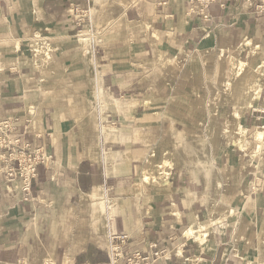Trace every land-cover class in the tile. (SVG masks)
I'll return each instance as SVG.
<instances>
[{
	"label": "crops",
	"instance_id": "obj_1",
	"mask_svg": "<svg viewBox=\"0 0 264 264\" xmlns=\"http://www.w3.org/2000/svg\"><path fill=\"white\" fill-rule=\"evenodd\" d=\"M261 2L214 0L205 17L198 0H0V122L12 120L13 133L50 155L29 194L20 179L4 176L17 162L1 167L0 264H107L106 235L90 223L87 200L99 187L112 200L106 230L126 234L131 254L159 250L150 264H264V89L240 119L249 131L261 129L260 149L254 139L236 144L221 133L215 175L207 165L177 166L159 185L140 177V168L178 127L166 115H146L136 91L145 88L144 72L134 67L257 36ZM88 26L99 89L119 108L101 113L99 123L112 124L101 129L87 99L52 93L60 87L47 60L80 74L79 34ZM38 46L44 56L33 59ZM208 216L212 224L187 236Z\"/></svg>",
	"mask_w": 264,
	"mask_h": 264
},
{
	"label": "rangeland",
	"instance_id": "obj_2",
	"mask_svg": "<svg viewBox=\"0 0 264 264\" xmlns=\"http://www.w3.org/2000/svg\"><path fill=\"white\" fill-rule=\"evenodd\" d=\"M258 30L257 36H252V33L243 36L233 46H228L220 39L206 47V50L200 48L186 56L164 59L161 54L159 62L134 63L135 68L144 72L139 83L145 88L136 91L141 98L144 96L142 102L149 110L146 115H166L168 120L176 123L178 127L173 135L174 141L169 144L165 140L162 141L160 155L157 154L154 162L150 160L156 164L151 165L152 170L148 172L150 178L145 180L143 177L146 182L160 181L159 185L168 184L169 176L164 177L165 174L161 176L157 168V164L165 160H169L166 167L169 175L174 167L186 165L192 167L207 165L210 174L215 175L220 166L218 160L214 158L219 134L224 133L228 136L229 142H234L235 139L237 144L243 142L240 141L238 132L239 126L242 125L241 118H236L235 113L239 108L242 114L251 108L253 86L262 84L264 89V29ZM91 32L92 26H88L79 34L82 49L80 60L85 69H80L81 73L77 76L73 77L68 72L70 69L63 70L59 69L60 67L52 69L53 60L49 57L47 60L48 65H51L49 71L53 73L52 77H55V87H60L59 90L54 89L52 93L56 96L64 93L66 98H75L77 103L79 100L76 99H82L85 103L87 99L94 112L95 125L101 129V125H112L106 123V118L104 123H99L101 113L108 109L119 113V108L115 100L110 102L99 89L91 57ZM85 38H88V42L83 48L81 44ZM34 48L36 52L33 53L36 54L32 55L33 59L42 58L44 56L42 49L39 46ZM242 61L245 65L238 66ZM56 70L59 75L56 74ZM262 93L263 90L260 96ZM220 120H224L221 127ZM115 127L111 130H115ZM103 132L109 136V131ZM254 133L249 131L245 140L254 139ZM257 144V148L260 149L261 143L256 141ZM139 176H143L141 170ZM87 200L93 204L94 216L90 223L98 233L105 234L107 240L109 231L106 230L105 210L107 203L111 205L112 200L101 187L88 194ZM210 214H214L212 210ZM213 221L211 216H208L205 221L206 227Z\"/></svg>",
	"mask_w": 264,
	"mask_h": 264
},
{
	"label": "built area",
	"instance_id": "obj_3",
	"mask_svg": "<svg viewBox=\"0 0 264 264\" xmlns=\"http://www.w3.org/2000/svg\"><path fill=\"white\" fill-rule=\"evenodd\" d=\"M213 1L204 0L202 2V0H198L199 5L195 8L205 13V17H207L208 5ZM259 8H264V0H262ZM13 131L12 120L7 119L0 122V172L2 165L17 162L16 166L12 165L11 168L4 171V176L9 181L20 179L23 191L29 194L38 175V165L49 163L50 155L45 145L32 147V143L26 141L22 134H15ZM126 241V234L117 232L113 228L109 230L106 240L107 264H150L159 256L158 250L155 252V257L144 256L138 252L133 254L126 252Z\"/></svg>",
	"mask_w": 264,
	"mask_h": 264
},
{
	"label": "bare ground",
	"instance_id": "obj_4",
	"mask_svg": "<svg viewBox=\"0 0 264 264\" xmlns=\"http://www.w3.org/2000/svg\"><path fill=\"white\" fill-rule=\"evenodd\" d=\"M88 38H85V39H83L82 41H83V44H81L82 45V47L84 48V46H85V43H87L88 41ZM199 53V52H198ZM200 54V53H199ZM85 55V54H84ZM160 58H162L161 57V54L158 56V58L157 59H154V60H150V61H154V62H159L160 61ZM234 64V63H233ZM244 66L245 65V62H239V64H238V66ZM240 74V73H239ZM253 88V94H252V101L253 102H251V103H253V105H251V107H253V106H256L257 105V102H258V100H259V98H260V94H261V91H262V88H263V85L262 84H257L256 86H253L252 87ZM246 95H247V93H246ZM247 98H248V96H247ZM248 101V100H247ZM250 101V100H249ZM247 103V102H246ZM247 105H249V103H247ZM241 115H242V110L239 108V110L238 111H236V113H235V117L236 118H241ZM238 132H239V136H240V141L242 142V141H244L245 139H246V137H247V135L249 134V130L247 129V127L246 126H244V125H241V126H239V130H238ZM106 135H107V133H106ZM238 139V138H237ZM254 139H255V141H258V142H260V140H261V142H262V131H261V129H259V128H257V130L255 131V133H254ZM234 142H236V144H237V140L235 139L234 140ZM243 144V143H242ZM259 144V143H258ZM258 144H257V147H258ZM242 146V145H241ZM262 145H260V147H261ZM99 154V153H98ZM98 157H99V155H98ZM109 157V156H108ZM153 164H156V163H153L152 161H149L144 167H142L140 170L142 171V173H143V177L145 178V180H148L150 177H149V173L148 172H151V170H152V166L151 165H153ZM168 164H169V160H165L164 162H161V163H159V164H157V168H158V170H159V174H161V176H162V174H165L164 175V177H167V176H169V171L167 170V166H168ZM151 176H152V173H151ZM99 196H101V194L99 193L98 194ZM199 226H200V224H199ZM199 226H197V227H193V228H189V231H187V236H190V235H192V234H194V229H196V228H199V229H203V228H206V224H203V225H201L200 227ZM201 232H202V230H201ZM197 233H200V230L197 232ZM126 251V250H125ZM159 251V250H158ZM70 252L71 251H69V253L68 254H70ZM127 252V251H126ZM138 253H140L141 255H143L141 252H138ZM159 253H160V251H159ZM144 256H150V255H144ZM70 258H71V256H70ZM158 258V257H157Z\"/></svg>",
	"mask_w": 264,
	"mask_h": 264
}]
</instances>
